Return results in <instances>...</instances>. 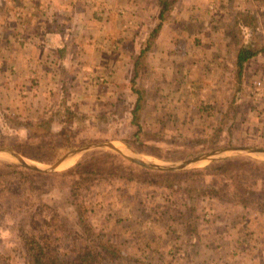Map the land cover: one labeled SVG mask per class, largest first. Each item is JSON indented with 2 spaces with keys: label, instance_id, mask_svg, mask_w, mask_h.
<instances>
[{
  "label": "rangeland",
  "instance_id": "obj_1",
  "mask_svg": "<svg viewBox=\"0 0 264 264\" xmlns=\"http://www.w3.org/2000/svg\"><path fill=\"white\" fill-rule=\"evenodd\" d=\"M175 16L174 5L167 22ZM157 17L156 6L151 25L142 37L138 34V50L145 47ZM168 36L160 32L153 51L137 68L135 87L143 92L140 132L132 121L137 95L131 90V71L123 78L120 98L109 103L106 113L84 124L76 120L68 129L56 124L55 134L45 139L19 138L13 122L23 117L0 111V149L22 152L45 168L73 148L103 141L119 142L164 165L221 147L264 148V120L253 88L244 89L243 84L240 92L233 84L231 101L214 106L212 89L199 88L190 80L165 81L171 74L161 67L156 50ZM215 140L218 144L211 145ZM0 162V264H28L25 238L31 235L47 239L64 261L92 252L101 264H264V225L258 217L232 223L256 244L233 252L215 221L229 213L222 211L225 208L238 213L243 207L237 205L240 196L249 209H264V159L228 156L182 172L157 174L144 173L104 149L79 156L50 175L24 170L7 159ZM209 191L215 196L210 198ZM101 245L110 247L115 257H106Z\"/></svg>",
  "mask_w": 264,
  "mask_h": 264
},
{
  "label": "crops",
  "instance_id": "obj_2",
  "mask_svg": "<svg viewBox=\"0 0 264 264\" xmlns=\"http://www.w3.org/2000/svg\"><path fill=\"white\" fill-rule=\"evenodd\" d=\"M156 6V0H0V111L33 123L50 119L63 101L88 119L106 113L134 71L138 34L151 25ZM175 9L174 21L161 31L168 39L156 50L171 74L165 81L190 80L212 89L211 104L226 105L237 84L239 49L264 50V0H179L177 6L175 0ZM260 79L264 51L247 64L244 89ZM238 209L225 208L229 213L215 219L230 252L256 245L233 226L236 219L254 216L264 225L262 209Z\"/></svg>",
  "mask_w": 264,
  "mask_h": 264
},
{
  "label": "trees",
  "instance_id": "obj_3",
  "mask_svg": "<svg viewBox=\"0 0 264 264\" xmlns=\"http://www.w3.org/2000/svg\"><path fill=\"white\" fill-rule=\"evenodd\" d=\"M156 5L158 8V17H157L158 23L153 29H150L149 36L146 40L145 47L141 49L139 58L136 61L135 68H134V76L131 79V90L137 95L136 103L132 109V115H133L132 121H133V125L139 128V132L141 131V124L139 122L140 117L138 116V113L139 111H141L142 106H143L142 105L143 92L135 87V81L138 78L137 68L140 64V60L144 58L148 52L151 51V48L153 47V43L155 42L157 36L160 34V32L165 27V24L169 16L172 15V12L174 10L175 0H156ZM263 51L264 50H260V51L255 50L253 49V47H250V46H243L239 49V52L237 55V61H236V70H235V80L237 83L236 84L237 91L242 92L243 83H244V73H245L247 64L249 63L250 60L254 59L260 52H263ZM76 120L77 122L82 121L83 124L85 123V121H89V119L86 116L79 115L76 111L72 110L71 107H69L65 101H63V103L57 108V110L55 111V113L50 119L43 121V122H39V123L24 122V121L13 122L12 129L15 132V134L19 136V138L26 137V140L32 138V140L34 141V139L39 140V139H45L46 137L53 136L56 131V124H59L61 127H63V129H68L69 127L73 126L71 123H73ZM135 137L138 139V132L135 133ZM26 140H24V143L26 142ZM216 144H218V140H215L214 142L211 143V145H216ZM20 153L22 154V152ZM23 156L28 157V158L31 157L26 154H23ZM243 160H246V159H243ZM44 161L45 160H41V162H44ZM246 161H252V160L247 159ZM48 162L49 161L46 160L45 163H48ZM135 167H137L138 169H141L144 173L157 174V172L149 171V170L140 168L138 166H135ZM121 177H124V176H121ZM132 180L133 179H130V181ZM158 185L159 184H157V186ZM208 194L210 198H212L213 196H215L216 193H212L209 191ZM234 194L236 195V192ZM234 194H231V196ZM237 200H239L237 201V205L241 204L243 207H246L247 203L244 198L240 196ZM262 210L264 211L263 208ZM47 242H48L47 239L45 238L40 239L39 237L33 236V235L27 236L25 238V250L28 253L29 258H30L28 261V264H101L100 262H96V257L92 252H87L82 257L76 258L74 260H65V261L61 260L51 250V247L49 246L50 244H48ZM100 248L103 249L106 257H109V255H112L110 256L111 258L115 257V254L111 253L112 250L110 247L101 245Z\"/></svg>",
  "mask_w": 264,
  "mask_h": 264
},
{
  "label": "water",
  "instance_id": "obj_4",
  "mask_svg": "<svg viewBox=\"0 0 264 264\" xmlns=\"http://www.w3.org/2000/svg\"><path fill=\"white\" fill-rule=\"evenodd\" d=\"M98 149L110 150L132 164L160 173H178L202 164L218 162L228 156H243L264 159V148L251 146H228L196 155L172 165H164L151 162L141 157L133 150L119 142L103 141L88 143L73 148L61 156L56 162L45 168L39 167L35 163L30 162L29 159L10 148L0 149V160L7 159L12 164L17 165L24 170L42 175H50L58 172L69 161Z\"/></svg>",
  "mask_w": 264,
  "mask_h": 264
},
{
  "label": "built area",
  "instance_id": "obj_5",
  "mask_svg": "<svg viewBox=\"0 0 264 264\" xmlns=\"http://www.w3.org/2000/svg\"><path fill=\"white\" fill-rule=\"evenodd\" d=\"M254 97L255 101L257 100L261 104L262 111L264 112V79L254 82Z\"/></svg>",
  "mask_w": 264,
  "mask_h": 264
},
{
  "label": "bare ground",
  "instance_id": "obj_6",
  "mask_svg": "<svg viewBox=\"0 0 264 264\" xmlns=\"http://www.w3.org/2000/svg\"><path fill=\"white\" fill-rule=\"evenodd\" d=\"M72 161H73V160L69 161L67 164L71 163ZM67 164H65V165H67Z\"/></svg>",
  "mask_w": 264,
  "mask_h": 264
}]
</instances>
